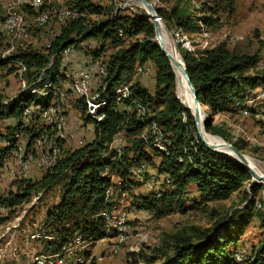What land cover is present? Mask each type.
<instances>
[{
	"label": "trees",
	"instance_id": "obj_1",
	"mask_svg": "<svg viewBox=\"0 0 264 264\" xmlns=\"http://www.w3.org/2000/svg\"><path fill=\"white\" fill-rule=\"evenodd\" d=\"M91 1L70 0L64 4L77 12V18L61 29L57 38L47 47L46 55L18 50L0 59V70L6 68L7 71H13L14 64H17L22 69L25 83L27 85L33 83L31 88L17 94L9 102H5L4 106L0 105V120L11 121V125L5 128V134H0L3 141V145L0 146L2 164L16 148L14 134L21 136L24 134L31 140L42 130L38 125L37 116H32L28 126L14 123L13 120H22L23 111L33 104L42 110L49 106L51 93L37 95L34 92L48 82L46 88L50 89L51 83L63 81L62 77L57 80L53 78V74L58 70L62 51L92 40L97 44V48L85 54L89 55L90 61L97 62L100 61L99 55L105 46L116 48L122 44L125 36H142L141 40L130 44L128 48L117 50L108 56L106 64L101 61L106 71V77L102 81L106 83L103 95L109 98L101 99V102L104 101L103 106L97 111L96 117L90 118L86 113V98L78 99L73 104L72 113L77 115L78 120L82 121L83 125L92 126L93 140L72 151H62L54 167L46 170L41 179L33 183L27 180L18 182L17 184H22L27 181L14 194L9 193L5 199L0 200V203L13 207L28 201L31 195L50 190L65 175L68 176L59 202L45 214L42 223L44 236L49 241L46 246L50 249V255L60 253L63 247L77 237L84 241L88 239L95 241L107 236L104 232L105 221L100 216L101 212L110 211L113 206L105 196L107 190L113 192L118 190L123 192L125 197L130 194L133 199L130 203L132 207L160 217L162 212L157 205L181 213L192 206L193 200L185 205V195L189 186L195 189L197 202L208 203L226 200L232 193L238 191L244 182L249 185L251 181V174L236 160L225 154L210 151L199 142L190 111L181 106L175 98L176 78L153 40L152 24L148 16L143 11L131 17L113 14L96 24L87 25L85 16H98L103 13V9ZM231 5L232 0H212L206 7L202 4L198 11L200 16L188 12L183 4L167 10L154 11L166 29L172 27L180 35L188 36L207 32L216 27L220 20L218 14L231 13ZM176 48L196 92L198 106L206 115L203 131L224 139L220 127L213 125L214 117L220 113L234 111L236 104L243 108V103L250 92L264 86V72H256L254 76L246 75L257 64L255 57L229 54L223 46L200 51L180 48L177 43ZM52 56L51 65L48 66ZM146 63L155 69L152 95L138 83L130 82L128 78L123 79V75H130ZM98 77L101 79V75ZM122 82L130 84V95L117 103L111 96L115 90L112 87H117ZM100 91L103 92L102 89ZM119 104L126 109H121ZM137 105L148 107L151 112L137 116L135 111ZM250 113L252 117L255 116L254 111L250 110ZM147 130L148 134L153 133V138L145 139L144 134ZM118 134H121L125 141L119 155L107 147L112 137ZM158 137L160 140L156 142ZM232 147L240 151L239 148ZM152 155L159 159L154 168L157 178H162V183L166 187L167 182H170L173 189L166 188L158 195L156 193L133 195L130 190L139 185L130 180L129 170L142 164L153 166ZM112 178L116 181L113 182ZM257 187L253 185L249 188L252 196L256 195ZM248 209L249 206H245L244 211ZM259 217V226L264 230V215ZM222 221L224 220L216 223L220 225L215 228L212 235L204 232L195 234L196 242L185 234L171 235L168 239L169 244L165 245L164 249H157L156 252L164 257L167 264H264V239L250 250L241 262L235 261L234 252H228L227 248L236 244L244 223L241 222L234 233L227 227L229 220L223 225ZM166 250L170 251L169 256ZM90 264H93L92 259Z\"/></svg>",
	"mask_w": 264,
	"mask_h": 264
},
{
	"label": "rangeland",
	"instance_id": "obj_2",
	"mask_svg": "<svg viewBox=\"0 0 264 264\" xmlns=\"http://www.w3.org/2000/svg\"><path fill=\"white\" fill-rule=\"evenodd\" d=\"M3 1L6 2L0 4V20L4 16L9 0ZM45 1L46 2L42 1V6L40 7V9H42V14H49L52 13V11L57 12V14L51 16L46 26L43 28H36V26L31 27V24H34L37 14L33 8H27V11L30 12V18L25 20V23L26 27L31 28V32L15 40L14 37H7L5 34L0 33V55L7 52L9 54H14L18 50L33 51L40 55L47 54V47L51 45L52 41L57 38L61 29L66 25L58 14L63 10L70 9V7L64 5L70 2V0ZM147 1L152 5L153 9L162 10H167L175 5L183 4L187 7L188 12L196 16H200L198 11H200L202 4L206 7V5L212 3V0ZM91 3L101 7L103 13L98 16H85V24L87 25L96 24L105 17L113 14L131 17L144 11L138 4L129 0H92ZM61 4L63 5V9L61 8ZM22 8L23 6L19 7V9ZM218 15L220 19L218 25L200 34L184 36L180 35L177 30L172 27L165 29L169 33L175 48L177 43H179L180 48H185L187 50L196 49L200 51L216 46H223L229 54L243 57H255L256 63L262 60L264 63V0H232L231 13L225 14L224 12H220ZM141 38V35L136 37L125 36L119 47L114 48L105 46L100 52V61L106 64L108 56L115 53L117 50L128 48L130 44L141 40ZM96 45L97 44L92 40L84 41V43L70 49L68 52L69 55L66 58L59 59L58 70L53 74L55 80L59 77L63 79V81L57 82L60 83L58 93H56L59 108H65L64 105L60 104V101L65 99L69 102L72 110L74 102L79 99L78 94H76V89L72 87H76V85L82 83V76H77L75 72L86 68V65H90L89 55L85 54V52L94 51V49L97 48ZM52 59L53 56L50 57L48 66L51 65ZM67 61L70 62L67 63ZM144 66L145 67H138L135 72H132L130 75H123V79L128 78L130 82L138 83L141 88L152 95L155 69L149 63H146ZM143 70H149V74L145 77L143 76ZM262 71L264 72V70ZM256 72H260V70L255 65L254 69L248 71L246 75L254 76ZM22 73V69L17 64H14L13 71H7L6 68L0 70L1 106H4L5 102H9V100L15 98L17 94H21L28 89L25 88L20 90L22 81L25 80ZM97 82H101V79L95 74L91 90H85L84 98L87 99V104L94 98V93L98 86ZM48 83L42 85L41 89H36L34 93L37 95H45L48 93L46 88ZM57 83H51V88H54ZM174 92L180 104L186 107L183 98L177 92V86ZM103 94L104 89L102 93L99 91L96 97L102 99L104 98ZM65 100L63 101L64 104L66 103ZM118 106H120L121 109L125 108L120 104ZM38 108L39 106L36 104L30 106V110H37ZM71 110H61L64 115V123L66 122L65 126L68 135L58 136L45 126L47 134H49L53 140L56 139L59 143L61 152L72 151L82 147L90 143L94 138L92 126L90 124L83 125V122L78 120L77 115L74 114L73 120L77 122L72 121ZM200 110L203 111L201 107ZM233 110L232 112L220 113L213 119V125L220 127L223 132L224 139H219L231 146L239 148L241 154L251 157L256 163L264 166V86H259L250 92L243 103V108H240L236 104ZM250 110L255 112L254 117L251 116ZM86 113H88V109ZM10 125V119H5V121L1 119L0 134L4 135L5 128ZM149 134L148 130L145 131V139L153 136V133ZM23 135L22 138L25 137V135ZM116 138H123V136L118 134ZM208 138L212 143H221L212 137ZM159 140L160 138L158 137V140L155 141L159 142ZM124 143L125 141L123 138L120 148L115 146L116 149H119V154ZM2 145L3 141L0 139V146ZM17 145L18 144H16V146ZM32 147V149L35 148L32 150L34 161L40 162L42 155L40 154V150H42L43 145L40 144L39 147H36L35 144ZM151 161L154 164L151 167L142 164L145 165L146 174L141 176L139 180L133 178L129 172L131 181H135L134 183L139 185V187L134 186L133 189L130 190V193L133 195L146 194L145 188H147V193H156L157 195L159 192L166 190V186L162 183V178H159V186H156L157 175L154 168L159 159L152 155ZM5 162L6 159L3 160V165L1 166L2 186L0 187V200L5 199L9 193L14 194L19 188H22L27 181L31 183L38 181L47 172L42 164L39 169L34 168L32 173L29 169H26L25 178H22L18 182L27 181L22 184H17L18 182L12 184L11 172L7 166V162ZM249 173L251 174V172ZM147 174L155 177V183L153 185H147ZM104 175H106V172H104ZM251 178H254L252 174ZM112 181L115 182V178H112ZM67 182L68 176L65 175L64 178L50 190L44 193L31 195L28 201H24L13 207H8L6 203H0V207H4L6 211L5 214L0 215V264H90L91 259L93 260V264H167L164 257L160 256L156 251L157 249H164L165 245L169 244L168 239L171 235L185 234L188 235L193 242H196L197 235L195 234L203 232L209 235L214 234L215 228L220 225H216V223L221 219L224 220L221 222L222 225L229 220L227 222V227L234 233L237 231L240 223H244L236 244L234 246L230 245L227 248L228 252H234L233 258L236 262H241L243 258L248 255L250 250L257 247L264 239V230L259 226V215H264V187L259 181L257 182L258 187L255 196L250 194L248 184L244 182L240 189L232 193L226 200L208 203L197 202L195 189L193 186H189L187 187L185 195V205L187 206L190 200H193L194 203L192 206L181 213L180 211H170L167 207L165 208L157 205L162 212V216L160 217H155L151 212H147L146 210H137L132 207L130 203L133 199H131L130 194H127L125 197V195L118 192V190L116 192L108 190L106 192L110 195L106 198L113 203V206L110 211L100 213V216L103 217L105 221L104 232L107 233V236L95 241L90 239L84 241L81 237H77L69 245L62 248L59 257L53 258L50 257V249L46 246L49 241L48 238L44 236L45 231L42 229V223L45 214L59 202ZM116 184L118 185L119 183L117 182ZM245 206H249V209L246 211H244ZM115 214L119 217H123L125 223L124 233L128 238L125 242H120L118 238L119 234L114 230V222L117 224L119 221ZM129 215L132 218L128 221L127 217ZM109 229L114 231V237L112 231ZM223 230H225V227ZM129 233L132 239L129 237ZM69 247L72 249L70 250ZM166 253L168 256L170 255L169 250H166Z\"/></svg>",
	"mask_w": 264,
	"mask_h": 264
},
{
	"label": "bare ground",
	"instance_id": "obj_3",
	"mask_svg": "<svg viewBox=\"0 0 264 264\" xmlns=\"http://www.w3.org/2000/svg\"><path fill=\"white\" fill-rule=\"evenodd\" d=\"M129 1L133 2L132 0H129ZM133 3H135V2H133ZM135 4H137V3H135ZM20 6L21 7L23 6V0H9L7 2L6 11H5L3 17H5L11 11H14V9H19ZM41 6H42V1L41 0H28L27 1V8H33L35 10L36 14H37V17L34 20V24L37 23V18L40 17V10H41V14H42V9H40ZM139 6L142 9H144L141 5H139ZM55 14H57V12H55V11H52V13L47 14L45 16L44 20H41V21L38 22V25L36 26V28H43L44 26H46L48 24L51 16L55 15ZM64 14H66L68 16H74V17H72V18H64ZM77 15H78L77 12L73 8L72 9L63 10L62 12H60L58 14L60 19L65 24H67L71 20L73 21L74 19H76ZM29 18H30V12H29L28 19ZM12 21H19V14H12ZM24 27H26L25 20H24ZM30 30H31V28H29L28 33L30 32ZM159 34H160L159 40H157V41L155 40V42H157L159 44L160 48L164 52H166L171 57L172 60L178 61L179 58H180L179 54H178L179 52H177L172 40L170 39L169 33L166 31L165 27L162 24H159ZM17 39H19V38H17ZM65 51L69 52L70 49L68 48ZM8 55H9L8 52L7 53H3V54L0 55V59H4ZM262 63H263V60H262ZM262 70H264V67H261V72H263ZM141 73H142V71H141ZM173 73H174V76L176 78L177 92L183 98L185 106L188 108V110L192 114L193 113L192 97H191V93H190L188 87L186 86L185 79L178 73V71L176 69H173ZM97 75H101V74H97ZM94 76H95V74H94ZM143 76H144V72H143ZM122 85H124V88L115 89L114 92L111 95V96H113V98H115L117 103L120 102L121 99L124 100V99L128 98L129 95H130V90H129V86L130 85L125 83V82H123L119 86H122ZM72 88H75V87H72ZM103 89H106V88H102V90ZM84 96H85V90L83 91V99H84ZM104 98L107 100L109 97L105 96ZM176 99H177V97H176ZM64 100L60 101V104L66 106V103L65 104L63 103ZM103 102H101V99H98V97L95 96L93 99H91V102H89L87 104V109H88V113L87 114L90 117H96L97 116V111L100 110L102 108V106H103ZM69 106H70V104H69ZM26 110H28L29 112L26 111ZM135 111H136V115L137 116H144V115L149 114L151 112L150 108L144 107L142 105H137ZM29 113L31 114V116H33V115L34 116H41L42 114H44V124H45V126L48 129H50V131L52 133L57 134L58 136H61V135L64 136L65 135V130H66L65 123L66 122L64 123V115H63V112H61V110L59 108V103L57 102V95H56L55 92H51L50 104L45 110H42L40 108H38L37 110H30V108L29 109H25L23 111V113H22V120L29 119ZM57 118H59V122L57 121ZM204 119L205 118H204L203 111H201L200 107H198V109H197V128H198V130L200 132V136H201L202 140L206 144L215 147L216 148V149H214L215 151L220 152V153H225V154L235 158L234 153H232L231 151H228L227 149H224V147H222L224 144H227L225 141H223V140H221V139H219V138H217L215 136L206 134L203 131L204 129L202 130V123H203ZM66 120H67V118H66ZM208 137H212L216 141H219L221 143H218V142L217 143L216 142L212 143L211 140ZM122 141H123V139H122ZM56 142H57V140L56 139L53 140L50 137V135L47 134V133L45 134V136H40L39 139H38V142H34V145L36 144V147H39L40 144L43 145V148H42L43 151L41 152L42 155H41L40 162H42V165H43V167L46 170L54 167V165L56 164L57 160L60 157L61 150H60L59 143L57 142L55 149L53 151H51V159H46V153H45L44 149H47L48 144H52V143H56ZM220 144H222V145H220ZM121 145H122V142H121ZM31 148H32V146L29 148V160L30 161H34V157H33ZM109 149H110V151H113L117 155H119V149H116L115 146H109ZM13 152H18V145L16 146V148H15V150ZM244 161H245V163L247 164V166L250 169L249 172H251V174L254 176V178L257 179V181H259L264 187V178H263V176H264V166L259 164V163H256L251 157H248L246 155H244ZM2 165H3V163L0 164V187L2 186V174H1V166ZM40 165H39V168H40ZM145 169H146L145 165H140L137 168L131 169L130 173H131L133 178H135L136 180H139L141 178V176L146 174ZM25 171H26V169H22L21 170V179L25 178ZM135 171H136V173H135ZM147 175H148V179H146L147 180L146 181L147 185L148 184H149V186L153 185L155 183V181H154L155 177L149 176L150 174H147ZM21 179H15L14 183L18 182ZM158 185H159V178H158ZM166 188L167 189H173V185L170 182H167V187ZM111 194H112V191H111ZM109 195L110 194H108L106 192V197L109 196ZM0 209H5V208L4 207H0ZM117 213H118V211H117ZM108 219H106V220H108ZM113 220H115V219H113ZM117 220H119L117 222V224H116V222H114L115 223V225H114L115 229L114 230L116 232H118V234H119L118 238H119L120 242H125L126 240H128V238H127V235L124 233L125 223H124L123 217H119V219L117 218ZM109 221H110V219H109ZM131 239H132V236H131ZM76 245H78V244H76ZM69 248H70V250L72 249L71 247H69ZM75 253H76V251H75ZM40 263H42V262H40Z\"/></svg>",
	"mask_w": 264,
	"mask_h": 264
},
{
	"label": "built area",
	"instance_id": "obj_4",
	"mask_svg": "<svg viewBox=\"0 0 264 264\" xmlns=\"http://www.w3.org/2000/svg\"><path fill=\"white\" fill-rule=\"evenodd\" d=\"M27 1L28 0H23L22 9H14V11H11L5 17L2 18V20L0 21V33L1 34H5L7 37H14V40H15L17 38H22V35H26L28 33L30 27H24V20H28V17H29V12L27 11ZM4 2L5 1L0 0V4ZM61 8L63 9L62 5H61ZM12 14H19V21H12ZM46 15L47 14H41L40 12V17L37 18V23L31 24V27L37 26L38 22L41 20H44ZM72 17L74 16H68L64 14V18H72ZM68 55L69 53L67 51H62L61 53L62 58H66ZM256 66L261 72V67H264V63L260 61L256 64ZM75 74L77 76H82V83L80 85H76L75 87L76 94H78L79 99H83L84 90H91V85L94 83V74H101V82H97L98 86H97L96 92L94 93V97L99 94V91L102 88H106V83L102 82L103 79L106 77V71H105V66L101 61H97V62L90 61V65H86V68L77 70ZM148 74H149V70H144V77L147 76ZM31 85H27L25 81H22V87L20 90H23L25 88H31ZM59 87H60V83H57V85L54 88L47 89V92L58 93ZM112 88H115V89L124 88V85L118 86V87H112ZM63 109L71 110L67 100H66L65 108H60V110H63ZM31 118L32 116L29 113V119L27 120L17 119V120H13V122L21 123L22 126H28L30 124ZM37 118H38V125L42 128V130L38 131V133L31 140L28 139V137L22 138L21 135L15 134L14 144H18V152H11V154L6 157L7 166L10 169V172L12 174V184L14 183L15 179H21L22 169H29V171L32 173L34 168L39 169V165L42 164V162L29 160V148L31 146H34V142H38V139L40 136H45V134L47 133L45 131L44 114H42L41 116H37ZM2 121H5V119H2ZM57 121L59 122V118H57ZM72 121L77 122L73 120V113H72ZM95 122H97V120H95ZM65 134L68 135L67 130H65ZM122 139L123 138H116L115 136H113L107 146H117L120 148ZM56 144L57 142L48 144L47 149H44L46 153V159H51V151L55 149ZM5 145L7 144L5 143ZM158 178H157L156 186H159ZM145 191L147 193V188H145ZM5 212H6L5 209H0V215L5 214ZM116 217L119 219V216L117 214H116ZM129 237L131 238L130 233H129ZM62 254H69V253H62ZM59 255L60 254L58 253V254L51 255L50 257L56 258V257H59Z\"/></svg>",
	"mask_w": 264,
	"mask_h": 264
},
{
	"label": "water",
	"instance_id": "obj_5",
	"mask_svg": "<svg viewBox=\"0 0 264 264\" xmlns=\"http://www.w3.org/2000/svg\"><path fill=\"white\" fill-rule=\"evenodd\" d=\"M133 2L141 5L143 8H144V13L145 15L148 16L149 18V21L151 22L152 24V29H153V40L155 42V40H159V37H160V34H159V24H162L161 21L159 20V18L156 16V13L152 7V5L147 1V0H132ZM157 47H158V50L160 52V54L166 59V61L168 62L172 72H173V69H176L178 71V73L185 79V83H186V86L188 87L190 93H191V97H192V106H193V113L191 114L192 116V119H193V124H194V128H195V132H196V135H197V138L199 140V142L204 146V148L210 150V151H213V152H217L215 151L214 149H216L215 147L213 146H210L208 144H206L201 136H200V132L197 128V109H198V103H197V100H196V92L192 86V84L190 83L189 79H188V76H187V73L185 71V68H184V65L181 61V59L179 58L178 61H174L171 59V57L166 53L164 52L159 44L157 42H155ZM174 74V73H173ZM176 98V97H175ZM205 119H206V115H205ZM204 119V121H205ZM204 121L202 123V130H203V124H204ZM222 147H224V149H227L228 151H231L232 153H234V157L232 156H229L225 153H221V154H225L231 158H233L234 160H236L239 164H241L245 169H247V171L249 172V167L247 166V164L245 163L244 161V155H242L240 152L236 151L230 144H224ZM217 153H220V152H217ZM264 178V176H263ZM257 179L255 178H251V181L248 185V189L253 186V185H257Z\"/></svg>",
	"mask_w": 264,
	"mask_h": 264
},
{
	"label": "crops",
	"instance_id": "obj_6",
	"mask_svg": "<svg viewBox=\"0 0 264 264\" xmlns=\"http://www.w3.org/2000/svg\"><path fill=\"white\" fill-rule=\"evenodd\" d=\"M52 1H53V0H52ZM68 62H70V61H67V63H68ZM85 63H86V62H85ZM85 63H84V65H85ZM70 127H71V123H70ZM32 148H33V147H32ZM32 148H31V150H34V149H35V148H34V149H32ZM40 151L42 152L43 150H40ZM41 152H40V154H41ZM40 154H39V155H40ZM4 169H5V168H4ZM5 170H6V169H5ZM4 176H5V175H4ZM6 176H7V175H6ZM4 178H5V177H4ZM11 178H12V174H11ZM127 218H128V221H129L130 218H132V217L129 215ZM109 230L112 231L111 229H109ZM112 234H113V237H114V233H113V231H112Z\"/></svg>",
	"mask_w": 264,
	"mask_h": 264
}]
</instances>
